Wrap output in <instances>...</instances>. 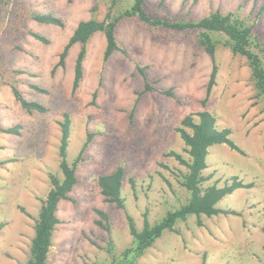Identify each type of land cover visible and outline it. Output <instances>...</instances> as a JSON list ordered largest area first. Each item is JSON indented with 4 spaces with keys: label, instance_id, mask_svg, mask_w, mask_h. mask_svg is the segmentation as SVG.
Returning a JSON list of instances; mask_svg holds the SVG:
<instances>
[{
    "label": "rangeland",
    "instance_id": "374dc122",
    "mask_svg": "<svg viewBox=\"0 0 264 264\" xmlns=\"http://www.w3.org/2000/svg\"><path fill=\"white\" fill-rule=\"evenodd\" d=\"M114 1L0 0V264L29 263L36 221L52 187L50 174L62 176L60 122L66 114L69 165L83 153L78 182L59 204L60 224L47 264H108L110 242L118 254L131 246L127 215L141 229L145 214L155 223L186 203L189 194L177 176L187 168L166 154L189 160L177 128L201 111L211 112L218 128L231 129L242 150L211 146L204 187H223L234 177L252 187L217 204L237 215L191 216L137 264H264V100L256 96L246 59L218 46L216 85L203 105L213 63L197 33L123 18L116 28L119 50L108 59L102 32L87 42L83 78L73 92L82 45H74L65 66L55 69L59 56L80 22L103 21L110 9L118 14L133 4ZM144 5L154 19L197 21L215 11L235 12L252 27L264 63V0H145ZM33 14L53 15L63 26L39 23ZM13 88L47 111L25 110ZM14 127L18 133L5 132ZM120 167L123 209L107 202L98 185L100 176Z\"/></svg>",
    "mask_w": 264,
    "mask_h": 264
},
{
    "label": "trees",
    "instance_id": "16d2710c",
    "mask_svg": "<svg viewBox=\"0 0 264 264\" xmlns=\"http://www.w3.org/2000/svg\"><path fill=\"white\" fill-rule=\"evenodd\" d=\"M145 0H132L131 7L118 14L109 13L105 20L98 21L92 18L88 21H82L70 37L68 43L64 47L59 56V61L55 65L64 67L66 58L71 48L76 44H81L82 48L76 60L75 77L73 81V92L79 89L83 78V63L86 56V44L96 33L102 32L105 35L107 47L105 51V59H108L113 52L119 50L116 40V28L119 21L123 18L139 17V19L151 27H162L174 32H195L197 33V41L205 52L211 57L213 67L210 81L206 90V98L203 105H206L212 93L213 87L216 85L218 74V65L216 61L217 48L219 45L228 47L234 55H238L246 59L251 70V80L254 84L256 96L264 100V63L258 50L260 44L253 37V30L237 13H222L215 11L197 21H180L170 19H154L148 15L144 5ZM117 1L113 0V5ZM94 9H97L96 7ZM264 12V7L262 8ZM33 19L39 23H48L56 26H63V22L50 14H33ZM32 35L42 41L47 40L38 34ZM41 91V90H40ZM42 92H44L42 90ZM13 94L21 106L29 111L46 112L47 109L34 102L27 101L22 93L13 88ZM62 138L59 150L60 170L62 176L50 174L51 190L46 199L43 201L38 219L35 226V236L31 245V256L28 264H47L48 255L53 243V234L60 219L57 216L59 204L62 200L69 199L78 179L76 176L77 164L82 159V153L74 161L72 165L67 162V149L70 138V119L68 114L65 120L60 122ZM10 134L18 133L17 128L5 130ZM181 139L185 144V152L189 154V160H186L180 153L170 152L166 154L168 157L176 159L180 165L187 168L186 173L177 176L179 184L187 191L189 198L181 207L168 211L160 220L150 223L148 215H144V224L141 229L138 228L135 219L131 215H127L129 231L132 236L131 246L125 248L119 254L116 253L115 246L110 242L106 249L112 257L108 264H137L138 260L151 248L154 243L162 238L166 232L176 231V225L182 221H186L191 216L200 217L202 215L211 217L219 214H234L235 211L221 210L217 208V204L227 195L232 194L238 189L251 188V184H244L237 177L232 179V183H226L223 187L211 185L204 187L206 177L203 171L208 167L207 155L208 149L216 144H225L233 150L242 153V150L231 139L232 131L229 128L220 129L217 125L216 117L209 111H201L187 115L182 121L180 127L177 128ZM89 140L84 145V149L88 145ZM83 149V150H84ZM125 172L122 167L109 175L100 176L98 185L101 194L107 202L116 204L119 208H125V200L122 197V186ZM133 183V181H132ZM96 212L105 220L108 219L106 213L101 210ZM101 226L102 222L98 221ZM4 225H0V229Z\"/></svg>",
    "mask_w": 264,
    "mask_h": 264
}]
</instances>
